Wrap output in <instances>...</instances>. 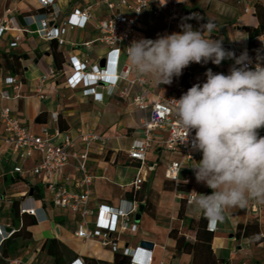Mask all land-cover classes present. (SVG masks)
I'll list each match as a JSON object with an SVG mask.
<instances>
[{
  "label": "crops",
  "instance_id": "crops-1",
  "mask_svg": "<svg viewBox=\"0 0 264 264\" xmlns=\"http://www.w3.org/2000/svg\"><path fill=\"white\" fill-rule=\"evenodd\" d=\"M173 4H177L179 10L201 12L205 23L214 24L212 31L214 36L207 38L222 39L226 50L228 44H235L239 50H251L248 28L258 30L260 35L264 33V0H162L152 6V10L159 11L157 17L152 15V10L142 15L138 23L141 38L154 40L158 36L181 31L179 26L181 23L173 29L167 26L168 9L172 8ZM86 9H90L92 20L85 28L69 30L66 24L70 15L75 10ZM53 11L59 12L56 22L52 21ZM253 14L257 18V24H254L255 18L251 17ZM43 16L46 18H42ZM109 16L105 0H54V6L47 9H42L33 0H0V18H14L20 30L7 32L0 38L1 63L3 64V56L8 58L7 67L3 65L0 68V92L7 89L4 81L9 76H19L23 81L20 98L11 101H2L0 98V110L4 107L10 108L21 123L34 133H39L41 128L46 126L51 131L58 128L73 136L77 130H87L104 138V152H95L88 162L89 174L94 179L90 189V207L94 210L100 205L119 208L124 206L125 200H129L127 194L132 191L131 184L140 174V164L130 160L129 152L134 142L143 137L142 123L150 113L144 114L133 107L130 97L135 96L139 90L124 83L112 96L98 89L97 92L103 95L102 102L95 101L94 97L85 95L82 90H70L65 84V77L57 70L54 55L61 54L57 62L63 63L62 69L74 56L79 59L87 58L92 64L102 62L110 50L96 42L100 36L98 26L101 21L108 20ZM43 19L48 20L49 31L65 29V33L61 35L62 44L58 40L48 41L40 36ZM249 25L253 26L246 27ZM18 36L21 40L17 47H11ZM258 38L254 40V44ZM86 44H89L88 48L84 47ZM125 61L124 57L120 59L121 64ZM234 63V60H224L219 66L211 62L191 63L183 69L181 76L173 78L170 85H158L154 77L145 76L150 86L148 101L154 102L158 97L171 94L182 96L194 84L202 85L206 82L205 73L209 68L213 73L227 75ZM108 71L109 74L114 73L112 62L108 65ZM51 72L55 73V77L46 87L45 94L48 100L42 102L36 92L38 80ZM126 87H129V97L123 94ZM66 95H71L73 100H66ZM56 111L59 114L57 123L51 120V113ZM38 117H41L43 123L36 122ZM2 135L0 131V191L7 194L25 192L24 183L14 188L10 177L5 176L9 168L10 151L4 144ZM76 150L80 151V147H76ZM201 159L202 153L198 161ZM179 161L181 156L165 151L162 146H155L148 153L142 171L145 183L140 191L142 198L140 207L143 206L144 209L140 217L139 210L134 216V221L139 227L138 232L119 236V252H123L125 248L140 249V244L146 242L153 244V250L149 251L153 254V264L192 263V255H177V243L170 234L172 231H178L188 242L196 241V233L189 228L188 222L179 219V212L184 203L187 220L198 221L202 213L196 211L192 203H188L189 194L192 191L205 194L211 189L203 183H197L191 168L196 163L185 164L177 182L166 179L167 167ZM39 162L40 157L35 155L27 167L33 168ZM74 165L75 162L71 161V165L65 171V178L74 177ZM34 185L39 186L37 182H34ZM39 188L44 194L42 187ZM251 205L250 199L243 208L238 206L228 208L222 221L214 226L208 223V228L214 233L212 242L214 254L227 260L229 264H258L255 252L258 248H264V241L259 238L261 234L264 235L262 216L259 220L258 236L250 238L236 236L239 225L258 221V215L251 212ZM37 207H41L40 204H37ZM263 210L264 203H260L261 214ZM44 211L46 218L40 212V222L29 229L33 241L28 248L30 251L20 257L23 264H37L43 255L48 257L41 248L46 240L53 239L67 246L81 260L114 264L115 253L111 248H103L97 242L85 243L75 237L79 216L70 211L50 207H44ZM90 221L93 222L94 219Z\"/></svg>",
  "mask_w": 264,
  "mask_h": 264
},
{
  "label": "built area",
  "instance_id": "built-area-1",
  "mask_svg": "<svg viewBox=\"0 0 264 264\" xmlns=\"http://www.w3.org/2000/svg\"><path fill=\"white\" fill-rule=\"evenodd\" d=\"M33 1L37 2L42 9L54 6V0ZM160 1L162 0H105L110 16L108 20L99 23L100 36L96 40L110 50L103 60L105 66L101 67V62L92 64L87 58L79 59L74 56L60 72L66 79L67 88L73 91L82 90L85 95L94 97L97 102L103 101V95L97 92L98 89H102L106 95L112 96L123 83L129 87L138 88L139 92L130 97L132 105L137 111L150 114L142 123L143 137L134 142L129 152L130 160L140 164V174L131 184V189L134 192H140L145 183V175L142 171L148 153L155 146H162L165 151L181 156V161L171 163L165 172L166 179L174 182L178 181L183 166L189 163L195 164L201 154L199 151L192 150L191 147V141L195 136L194 130L188 134V140L182 143V137L186 133L179 126L173 102V99L178 100L181 96L171 94L149 102V82L145 76L138 77L136 75L125 51L133 40L141 38L138 23L142 15L152 10V6ZM193 14L196 16L185 19ZM152 15L157 17L159 11L152 10ZM58 17L59 12L53 11L52 21L56 22ZM92 17L90 9L75 10L70 15L66 26L69 30L85 28ZM180 23L190 24L193 30H202L201 26L206 24L201 12L179 10L177 4H173V7L168 9L167 26L169 29H173ZM42 25L43 30L39 32L41 37L48 41L58 40L62 44L61 35L65 33L64 28L49 31L47 19L42 20ZM14 31L20 32L14 18H0V38L5 33ZM205 35L209 37L207 33ZM210 36H214L213 33ZM20 40V36L16 37L11 47H17ZM84 47L88 48L89 44ZM226 48L234 51L237 57L245 51L239 50L235 44H228ZM247 54L252 61L249 65L250 68L254 69L258 57L264 66V33L259 36L253 49L247 50ZM122 57L126 59L123 64L120 63ZM110 62L114 65L113 74H109L108 71ZM54 77L55 73L51 72L38 80L36 92L40 101L48 100L45 94L46 87ZM4 84L7 89L0 92L2 101L20 98L23 81L19 76L7 77ZM129 87L123 90V94L127 97L130 96ZM58 119L57 111L51 113L52 121L57 123ZM0 131L3 133L2 140L10 151L9 168L5 176L14 181L12 187L15 188L20 183H24L26 187L25 192L22 193L7 194L0 191V254L5 242L18 232L17 227L5 224L4 215L11 209L15 200L23 199L19 208L20 215L34 217L37 222H40V212L46 218L44 207L70 211L80 218L75 232L76 238L85 243L97 242L103 248H111L114 253H123L131 258V264H153V254L148 250L125 248L123 252H119V236L138 232L139 227L134 221V216L138 213L140 202L125 200L124 206L119 208L100 205L94 210L90 207V189L94 179L89 174L88 162L95 152H104V138L87 130H77L73 136L58 128L51 131L46 126H43L39 133H34L24 126L8 107L0 110ZM258 134L263 137L264 130L258 131ZM76 147H80V151H77ZM35 155L40 157L39 164L28 168V162ZM71 161L75 162L74 177L65 178V171L71 165ZM34 182H37L45 192L41 200L34 196L30 197V191L35 186ZM197 193V191H192L189 194L188 203L195 200ZM251 200V212L258 215L260 203L255 199ZM37 204H40L41 207H37ZM92 218L93 222L90 221ZM259 238L264 239V235L261 234ZM7 264H23V262L17 258L9 260ZM73 264H83V261L78 260Z\"/></svg>",
  "mask_w": 264,
  "mask_h": 264
},
{
  "label": "clouds",
  "instance_id": "clouds-1",
  "mask_svg": "<svg viewBox=\"0 0 264 264\" xmlns=\"http://www.w3.org/2000/svg\"><path fill=\"white\" fill-rule=\"evenodd\" d=\"M185 19H191L195 17ZM181 31L156 39L133 40L125 49L131 68L138 77L151 76L157 84L170 85L191 63L219 66L234 60L227 75L208 69L206 82L190 87L178 100L173 99L175 115L202 159L191 168L197 183L211 189L197 193L192 206L214 226L231 207H245L250 199L264 203V66L259 57L254 69L247 50L239 57L223 47L222 39L207 38L214 24L202 30L181 23Z\"/></svg>",
  "mask_w": 264,
  "mask_h": 264
},
{
  "label": "trees",
  "instance_id": "trees-1",
  "mask_svg": "<svg viewBox=\"0 0 264 264\" xmlns=\"http://www.w3.org/2000/svg\"><path fill=\"white\" fill-rule=\"evenodd\" d=\"M258 15V12H257ZM247 33L250 39V48L253 49L254 40L260 36L258 30L248 28ZM61 57L60 53L54 55V61L58 71H62L63 63L58 64L57 60ZM3 64L0 61V68L6 66L8 58L2 57ZM36 122L43 123L41 117H38ZM12 181V180H11ZM17 183V181H15ZM14 181H12V184ZM19 183V182H18ZM211 191H207L205 194H210ZM43 191L39 186H34V197L38 200L43 199ZM129 200L142 201L140 192L131 191L127 194ZM23 199H17L13 202L11 209L4 215L5 224L12 225L18 228V232L9 240H7L1 249L0 264H7L9 260H14L20 257V254L27 250L33 241V237L30 228L37 225V221L34 217L28 215H20L19 208ZM184 204V203H183ZM179 212V219L186 221L189 224V228L196 233V241L194 243L188 242L185 237L180 236L178 231H172L170 237L176 241L177 255L189 254L192 255L191 264H229L227 260L217 257L212 249V242L214 239V233L208 228V219H206L203 213L198 221L187 220L185 216V205ZM22 224V226H21ZM260 234V226L257 220L247 224L239 225L237 228L236 236L238 238L255 237ZM51 260L52 264H73L78 260H81L74 252H72L67 246L58 241L57 239L46 240L41 248ZM83 264H104L96 260L82 259ZM114 264H131V258L123 253H115Z\"/></svg>",
  "mask_w": 264,
  "mask_h": 264
},
{
  "label": "rangeland",
  "instance_id": "rangeland-1",
  "mask_svg": "<svg viewBox=\"0 0 264 264\" xmlns=\"http://www.w3.org/2000/svg\"><path fill=\"white\" fill-rule=\"evenodd\" d=\"M251 17L254 19L255 18V23L254 24H257L258 21H257V18L255 17V15H251ZM254 21V20H253ZM253 25H249V26H246V27H252ZM72 99L71 95H66V100L70 101ZM73 100V99H72ZM264 130V128H261L259 129L258 131L259 132H262ZM261 213L258 214V222L259 220L261 219V216L264 217V210H263V213L260 215ZM264 241V239H262ZM30 251L29 249L23 251L21 254H20V257H22L26 252ZM19 257V258H20ZM255 257L258 258V264H264V248L262 249H259L258 248V251L255 252ZM28 259V258H27ZM26 259V260H27ZM37 264H52V260H50L48 257H46L45 255H43V257L41 259H38V263ZM253 264V263H251Z\"/></svg>",
  "mask_w": 264,
  "mask_h": 264
},
{
  "label": "water",
  "instance_id": "water-1",
  "mask_svg": "<svg viewBox=\"0 0 264 264\" xmlns=\"http://www.w3.org/2000/svg\"><path fill=\"white\" fill-rule=\"evenodd\" d=\"M104 66H105V61H102L101 62V67H104ZM33 196H34V189H32L30 191V197H33ZM143 209H144L143 206H141L139 208V215H138V217H140L141 213L143 212ZM140 248L141 249H144V250L152 251L153 250V244L143 242V243L140 244Z\"/></svg>",
  "mask_w": 264,
  "mask_h": 264
}]
</instances>
